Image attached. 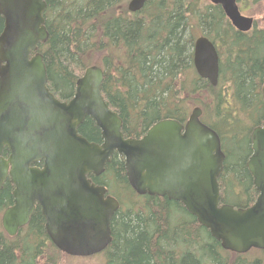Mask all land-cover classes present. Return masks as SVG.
<instances>
[{
	"label": "trees",
	"instance_id": "obj_1",
	"mask_svg": "<svg viewBox=\"0 0 264 264\" xmlns=\"http://www.w3.org/2000/svg\"><path fill=\"white\" fill-rule=\"evenodd\" d=\"M129 1L46 0L49 37L38 51L44 56L50 90L69 100L85 69L102 67V93L122 118L126 137L139 138L164 118L186 122L193 105H201L202 121L218 132L226 153L220 204L252 205L258 192L247 161L252 132L264 125V27L254 20L250 31H240L221 5L210 0H150L137 12L128 9ZM3 27L0 15V33ZM199 31L217 46V85L194 67ZM79 131L90 141L102 142L99 127L89 117ZM90 178L120 202L111 222L112 241L96 254H103L105 264H245L246 253L223 249L180 201L138 194L117 152L101 175ZM13 190L9 179L0 190V264H60L68 254L51 241L40 206L15 236L4 230L1 217L13 204ZM119 194L126 198L125 206ZM253 250L261 256L248 259V264H264V249ZM229 255H235L232 263Z\"/></svg>",
	"mask_w": 264,
	"mask_h": 264
},
{
	"label": "water",
	"instance_id": "obj_2",
	"mask_svg": "<svg viewBox=\"0 0 264 264\" xmlns=\"http://www.w3.org/2000/svg\"><path fill=\"white\" fill-rule=\"evenodd\" d=\"M148 1L130 0L128 9L140 11ZM210 1L221 5L236 29L253 28L254 18L242 13L238 0ZM46 6V0H0V190L8 179L14 185L13 204L2 214L4 230L15 236L38 205L51 241L62 252L89 257L105 250L120 202L105 196L107 187L90 175H101L117 152L138 194L180 201L225 250L264 249V125L252 132L247 161L258 192L255 202L220 204L226 153L218 132L202 121L200 106L186 122L164 118L137 138L124 135L122 118L106 102L102 67H87L69 100L55 96L37 51L49 37ZM219 61L216 44L197 37L194 67L212 85L219 81ZM87 117L99 127L101 143L80 133Z\"/></svg>",
	"mask_w": 264,
	"mask_h": 264
},
{
	"label": "rangeland",
	"instance_id": "obj_3",
	"mask_svg": "<svg viewBox=\"0 0 264 264\" xmlns=\"http://www.w3.org/2000/svg\"><path fill=\"white\" fill-rule=\"evenodd\" d=\"M240 9L244 15L253 17L254 20H256V22L258 23V27H264V0H262L261 2L257 4H251L250 2L246 0H242L240 2ZM197 34L202 35L201 31H199ZM196 106L201 107V105H193L192 108L194 109ZM119 197L123 201V204H124L123 206H125V204L127 203L126 198H124L122 194H119ZM253 251H249L243 255L245 256L244 257L245 264H248L247 261L253 260L256 256H261L257 252H253ZM67 256L68 257H62L60 264H105V257L103 256V254H100V255L95 254L94 256H89V257L71 256V255H67ZM234 258H235V255H229L228 262L232 263L233 261H235Z\"/></svg>",
	"mask_w": 264,
	"mask_h": 264
},
{
	"label": "flooded vegetation",
	"instance_id": "obj_4",
	"mask_svg": "<svg viewBox=\"0 0 264 264\" xmlns=\"http://www.w3.org/2000/svg\"><path fill=\"white\" fill-rule=\"evenodd\" d=\"M62 100H64V99H62ZM96 176V175H95ZM95 183V182H94ZM98 185H100V184H98ZM108 195H111L110 193H109V190H108V188H107V192H106V194H105V196H108ZM38 206V205H37ZM36 206V207H37Z\"/></svg>",
	"mask_w": 264,
	"mask_h": 264
},
{
	"label": "bare ground",
	"instance_id": "obj_5",
	"mask_svg": "<svg viewBox=\"0 0 264 264\" xmlns=\"http://www.w3.org/2000/svg\"><path fill=\"white\" fill-rule=\"evenodd\" d=\"M38 51V50H37ZM40 52V51H39Z\"/></svg>",
	"mask_w": 264,
	"mask_h": 264
}]
</instances>
